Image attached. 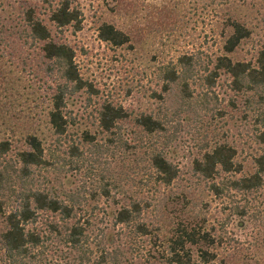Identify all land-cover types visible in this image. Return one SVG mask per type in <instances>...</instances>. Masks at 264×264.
<instances>
[{
    "label": "trees",
    "instance_id": "obj_1",
    "mask_svg": "<svg viewBox=\"0 0 264 264\" xmlns=\"http://www.w3.org/2000/svg\"><path fill=\"white\" fill-rule=\"evenodd\" d=\"M47 4L46 21L37 7L22 8L21 38L24 44H38L40 74L51 82L47 117L53 139L45 147L35 134L25 133L23 147L11 158L5 157L11 143L0 142V264H48L50 260L58 264H242L245 254L232 248L234 239L227 225L235 218L260 222L264 152L252 159L253 166L244 173L232 145L220 141L211 144L204 138L191 161L190 173L196 182L203 183L225 217L218 228L208 230L178 223L157 255L145 247L158 238L144 216L150 199L133 195L130 190L135 187L141 193L151 188L156 192L170 187L180 177L179 167L168 159L165 150L174 137L171 127L176 129L179 121L187 120L181 114L192 119L198 117L199 109H206L202 107L207 103L206 91L196 100L197 96L193 97L190 82L195 80L202 82L205 90H211L221 73L229 76L231 90L244 96L247 112L256 116L255 141L264 145V46L252 61H234L221 55L210 61L211 68L210 64L202 67L199 56H177L159 69L161 94L153 93L165 109L131 115L121 105L104 101L96 116L104 139L98 141L85 133L89 148L82 152L77 145L63 141L68 125L65 108L69 97L89 85L79 73L74 49L55 40L52 28L79 31L83 12L75 0H47ZM231 25L233 31L223 44L226 54L233 53L249 35L239 23ZM97 36L112 46L129 40L110 23L100 25ZM168 111L176 119L169 117ZM128 122L134 128L129 133L123 127ZM132 134L134 139L129 137ZM115 155L118 164L111 167L106 161ZM87 162L84 179L73 189L38 183L42 171L57 172L67 164L81 169ZM90 173H94L95 183ZM86 178L91 180L86 182ZM193 196L189 194L194 201ZM100 200L112 210L102 207L105 211L98 218L99 207L94 203ZM107 221L116 229L112 234L107 232ZM53 245L69 251L57 255L63 261H57L54 249L50 255L49 246ZM189 246L196 247L195 253Z\"/></svg>",
    "mask_w": 264,
    "mask_h": 264
},
{
    "label": "rangeland",
    "instance_id": "obj_2",
    "mask_svg": "<svg viewBox=\"0 0 264 264\" xmlns=\"http://www.w3.org/2000/svg\"><path fill=\"white\" fill-rule=\"evenodd\" d=\"M75 2L83 12L81 29L74 32L65 28L60 32L52 28V36L74 49L79 73L89 85L69 97L65 108L68 125L63 141L77 145L82 152L89 148L85 133L98 141L104 139L96 125L98 107L104 101L121 105L131 115L158 113L165 109V104H161L153 93L161 94L159 69L174 62L177 56H199L203 67L221 55H228L234 61H252L256 51L264 46V0ZM47 5V0H0V142L8 140L11 143L6 158H11L17 149L23 147L25 133L35 134L45 147L53 139L47 117L48 85L51 82L40 74L38 44H24L21 38L22 8L37 7L46 21ZM233 22L239 23L249 35L241 40L233 53L226 54L223 44L233 31ZM103 23L114 25L129 40L121 46L101 41L97 33ZM204 73L202 71L200 75ZM229 83L230 77L223 73L216 78L211 90H205L204 84L198 80L190 82L193 97L197 96L195 100L205 91L208 95L207 103L201 105L206 109H199L198 117L191 119L182 113L181 118L187 120L179 121L176 129L171 127L174 137L165 152L168 159L179 167L180 177L170 187L158 188L156 192L151 188L141 193L135 187L130 190L133 195H145L150 199L144 216L152 225L153 235L158 238L150 240L145 247L152 253H161L178 223H191L208 230L218 228L225 217L203 183L196 182L190 173L191 161L199 153L204 138L211 144L220 141L232 145L244 173L253 166L252 159L264 152V145L254 138L258 128L256 116L247 112L244 96L233 92ZM167 113L176 119L169 111ZM123 125L127 133L132 132L129 122ZM107 162L116 167L118 155L114 158L108 156ZM87 164L81 169L67 164L57 172L42 171L38 183L73 189L84 179ZM93 174L89 175L95 183ZM90 180L86 178V182ZM190 193L194 195V201L189 197ZM94 204L99 207L96 211L99 212L98 218L102 217L103 211L112 210L102 200ZM102 207L105 210H101ZM259 207L262 225L236 218L227 225L234 239L232 248L243 250L245 254L242 264H264V203ZM107 222V232L114 233L116 229ZM2 226L0 221V228ZM56 247L49 246L50 255L54 249L57 261H63L57 255L69 251L65 247ZM189 247L194 253L197 250L194 246ZM48 264L58 262L50 260Z\"/></svg>",
    "mask_w": 264,
    "mask_h": 264
}]
</instances>
